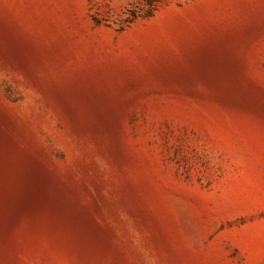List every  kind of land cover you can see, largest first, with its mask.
<instances>
[{
    "label": "rangeland",
    "instance_id": "obj_1",
    "mask_svg": "<svg viewBox=\"0 0 264 264\" xmlns=\"http://www.w3.org/2000/svg\"><path fill=\"white\" fill-rule=\"evenodd\" d=\"M0 264H264V0H0Z\"/></svg>",
    "mask_w": 264,
    "mask_h": 264
}]
</instances>
